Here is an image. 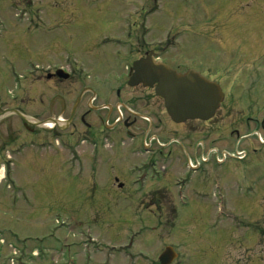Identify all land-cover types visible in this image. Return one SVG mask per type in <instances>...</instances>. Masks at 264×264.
<instances>
[{
  "label": "flooded vegetation",
  "instance_id": "1",
  "mask_svg": "<svg viewBox=\"0 0 264 264\" xmlns=\"http://www.w3.org/2000/svg\"><path fill=\"white\" fill-rule=\"evenodd\" d=\"M63 1L0 0V138L14 151L12 155L17 162H12L15 166H20L19 155L29 146L47 147L45 155L53 159L58 169L68 166L75 168L78 174H88L87 182L94 188L99 187V183L104 184L108 195L114 188H122L125 183L137 189L136 192L142 191L138 203L154 205V223H147L142 215L117 217V220L121 224L138 227L141 232L148 229L151 232L146 237L153 239L154 232L162 230L164 219L172 220L173 223L178 196L188 198L183 193V190L188 189L187 181L173 176L175 158L185 159L186 144L204 147L210 143L211 121L219 111H225L224 115L227 116L233 115V120L242 119L241 110L233 113L234 104L230 102L232 99L226 91L228 86L239 88L242 84L238 81L237 85L232 84L235 83L232 77L234 69L231 73L227 65H221L223 63L218 69V61L215 60H225L237 54L240 58L243 56L245 52L239 37L240 27L245 24L249 32L259 30L264 26V10L260 12L261 17L257 18L252 10L238 8L240 0H223L224 4L218 9L221 17L214 16L219 17L218 26L222 27L216 45L208 35L200 33V29L192 30L195 27L192 20L189 19L191 25L183 23L184 19L179 16L173 19L176 24L170 28L169 37L162 40L155 31L153 21L147 20L146 10V14H142L141 19L133 24H119L116 35L112 32L106 41L99 42L93 36L84 40L78 48L84 55L76 53L74 56V50L62 44L59 37V30L65 23L60 10ZM153 1L157 5L163 0ZM10 6L16 10V27L21 36L15 42L7 36L8 25L5 24ZM203 11L207 14L206 19L214 18L208 9ZM174 12L176 14L178 11ZM148 22L150 26H147ZM259 22L260 27L257 26ZM197 30L200 31L201 42H195L190 37ZM19 49L27 52L20 54ZM60 54L67 57L65 63H46L52 55ZM148 56L168 63L180 73L194 69L218 82L224 92V99L215 114L208 119L176 121L168 113L164 99L156 93V85L130 84L134 61ZM216 71L221 74L219 79L212 75ZM114 73L117 76L114 77ZM240 106L248 108L249 105ZM255 127L264 130V115L260 121L257 120ZM252 134H241L239 130L228 134L237 137L234 154L237 158L247 155V150L241 147L245 138L251 136L250 143L254 147L256 144L264 145V131ZM228 135L217 141L232 143V140H227ZM119 139L134 153L127 151L119 154L114 150ZM203 153L204 150L201 160H205ZM131 155L140 158L141 168L131 171L126 169L129 165L126 161L130 160ZM198 157V153L194 157H186L188 171H196L201 167L202 161ZM116 167L126 173H116ZM251 173V182H256L255 170L251 169ZM121 176L125 179H121ZM179 189L181 192L177 196ZM228 204L230 211L226 213L227 216H233L239 209L238 213L248 220L244 224L249 225L250 230L237 237V251L240 252L242 248L243 251L235 254L234 258L236 264H248L249 260L254 261L260 241L264 242V212H260L262 205L256 197L235 198ZM165 205L171 207L166 208ZM164 209L165 217L162 212ZM229 231L230 239L235 238L230 235L232 230ZM126 238L129 241L121 248L133 246L134 238ZM227 243L229 239L225 246ZM163 246L168 244H160L158 249ZM123 250L121 252L127 256H134L131 251ZM143 254L140 253L138 258L147 257ZM141 260L135 259L132 264H142ZM153 262L160 264L159 256Z\"/></svg>",
  "mask_w": 264,
  "mask_h": 264
},
{
  "label": "rangeland",
  "instance_id": "2",
  "mask_svg": "<svg viewBox=\"0 0 264 264\" xmlns=\"http://www.w3.org/2000/svg\"><path fill=\"white\" fill-rule=\"evenodd\" d=\"M222 2L163 0L156 5L153 0H65L60 7L65 23L59 30V37L62 44L74 50L72 55L77 53L83 56L78 48L84 40L93 36L99 42L106 41L112 32L116 35L119 24H133L147 10V20L153 21L155 31L162 40L169 37L170 28L176 24L173 19L179 16L184 19L183 23L191 25L190 20L193 21L195 27L192 30L202 31L190 34L195 42L202 41L200 32L213 39L216 45L218 37H221L222 27L218 26L221 15L218 9L224 4ZM238 4L240 9L252 10L257 18L261 17L260 12L264 10V0H240ZM8 9L9 13L5 16L7 36L15 42L21 37L16 27V10L11 6ZM207 9L213 17H219L206 19L207 14L203 10ZM174 11L178 12L175 14ZM150 25L148 22L147 26ZM244 25L239 32L245 52L243 56L240 58L237 54L232 55L235 56L233 58L229 56L225 60H215L218 61V69L221 63L222 66L227 65L230 71L234 69L231 73L235 83L232 84H242L239 88L228 86L226 89L232 99L230 102L234 104L233 113L241 110L242 119L233 120V115L227 116L224 115L225 111H219L211 121L210 143L204 147L200 144L194 147L186 144L185 159L175 158L173 176L187 181L188 189L183 190V193L188 198L178 196L181 190L177 191L173 223L172 220L164 219L162 230L154 232L153 239L146 237L151 232L148 229L141 232L138 227L121 224L117 220V217L142 215L147 223H154V205L138 203L142 191L136 192L137 189L125 183L122 188L116 187L108 195L104 184L99 183V187L94 188L87 182L88 174H78L75 168L68 166L58 169L53 159L46 157L47 147L29 146L19 155L22 164L15 166L13 162L17 161L12 155L14 151L5 145L1 137L0 238L4 243L0 242V264H132L135 259H142V264H159L153 260H158L159 254L165 249V246L162 250L158 249L160 244L172 245L176 249L178 256L172 264H236L234 258L239 252L237 237L250 230V226L244 224L248 220H244L238 213L239 209L233 216L226 215L230 211L228 202L240 197H256L262 205L260 212H264V145L256 144L254 147L250 143L251 136L245 138L241 147L247 150V155L237 158L234 155L237 137L228 135L236 130L241 134L264 131L255 127L257 120L260 121L264 115V26L249 32ZM257 26L260 27L261 23ZM39 33L41 31L34 34ZM19 52L25 54L27 51L19 49ZM66 60L64 54L52 55L46 63L60 65ZM212 75L217 79L221 76L219 71ZM240 104L249 106L245 108ZM225 135H228L227 140H232V143L217 141ZM114 150L119 154L127 151L134 153L120 139ZM203 150L205 160H201ZM195 153H198V159L202 161L201 167L196 171H188L186 157H194ZM139 159L131 155L130 160L126 161L129 162L126 169L131 171L141 168ZM251 169L257 174L256 182H251ZM115 172L126 173L117 167ZM121 179L125 178L121 176ZM164 211L166 209L162 211L163 217ZM229 230H232L230 235L235 238L230 239ZM128 236L134 238L133 246L121 248L129 241L126 238ZM228 239L229 243L225 246ZM10 243L24 251L26 258L23 262L10 257ZM121 249L131 251L134 256H127ZM140 253L147 257L138 258ZM253 260H249L248 264H264V242L260 241Z\"/></svg>",
  "mask_w": 264,
  "mask_h": 264
},
{
  "label": "water",
  "instance_id": "3",
  "mask_svg": "<svg viewBox=\"0 0 264 264\" xmlns=\"http://www.w3.org/2000/svg\"><path fill=\"white\" fill-rule=\"evenodd\" d=\"M130 84L156 85V93L165 101V107L176 121L211 118L224 99L221 86L194 69L178 72L169 64L152 56L133 63ZM177 254L167 246L160 254L161 264H170Z\"/></svg>",
  "mask_w": 264,
  "mask_h": 264
}]
</instances>
